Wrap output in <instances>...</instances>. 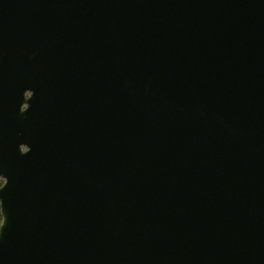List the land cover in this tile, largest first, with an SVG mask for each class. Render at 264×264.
Masks as SVG:
<instances>
[{"label": "water", "instance_id": "1", "mask_svg": "<svg viewBox=\"0 0 264 264\" xmlns=\"http://www.w3.org/2000/svg\"><path fill=\"white\" fill-rule=\"evenodd\" d=\"M0 264H264V0H0Z\"/></svg>", "mask_w": 264, "mask_h": 264}, {"label": "trees", "instance_id": "2", "mask_svg": "<svg viewBox=\"0 0 264 264\" xmlns=\"http://www.w3.org/2000/svg\"><path fill=\"white\" fill-rule=\"evenodd\" d=\"M1 221H2V214H1V208H0V224H1Z\"/></svg>", "mask_w": 264, "mask_h": 264}]
</instances>
